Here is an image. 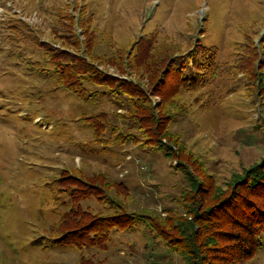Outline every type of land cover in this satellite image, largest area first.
<instances>
[{"label": "rangeland", "instance_id": "obj_1", "mask_svg": "<svg viewBox=\"0 0 264 264\" xmlns=\"http://www.w3.org/2000/svg\"><path fill=\"white\" fill-rule=\"evenodd\" d=\"M65 2L85 9L91 54H111V45L104 41L110 35L124 53L132 51L134 76L140 68L138 57L149 44L164 53L162 62L167 61L165 54L183 52L198 41L216 46L210 74L222 67L225 72L211 88L176 98L182 111L166 125L163 142L168 148L130 140L107 149L98 146L90 128L77 117L84 113L89 122L106 113L117 124L115 113L120 115L123 105L110 94L103 96L94 83L85 85L90 93L96 91L88 102L51 89L45 72L40 73L49 69L46 57L25 27L27 23L40 41H49L56 7ZM248 37L257 57H245ZM263 38L264 0H0V264L77 262L76 248L52 240L72 201L61 196L56 203L65 199L66 204L54 206L42 188L61 168L103 172L108 181L116 182L123 194H118L122 209L117 216L124 219L140 210L183 213L181 205L191 185L178 162L204 185L210 178L222 188L233 175L259 165L264 159ZM85 56L73 52V57L88 62ZM97 67L120 76L105 60ZM152 100L159 110V97ZM157 115L161 126L164 112ZM114 188L108 199L117 193ZM108 199L93 195L75 202L103 216L116 211ZM127 218L123 224L129 223ZM134 228L112 231L102 242L105 250L85 246L81 254L107 264H182L142 225ZM246 264H264V237Z\"/></svg>", "mask_w": 264, "mask_h": 264}, {"label": "trees", "instance_id": "obj_2", "mask_svg": "<svg viewBox=\"0 0 264 264\" xmlns=\"http://www.w3.org/2000/svg\"><path fill=\"white\" fill-rule=\"evenodd\" d=\"M84 14L85 9L76 3L75 7L68 2L57 6L54 12L55 25L51 26L49 41H40L37 33L26 23L25 30L31 33L43 57H46L45 65L49 67L40 73L45 72L44 79L51 81L49 83L54 91L61 89L88 102L96 91L90 93L85 85L94 83L102 88L103 96L110 94L111 99L123 105V112L120 115L115 113L119 122L117 124L106 113L92 116L89 122L84 119V113L77 117L79 122L90 128L93 142L98 143V146L107 149L113 143L123 144L130 140L138 145L158 144L157 149L168 148L169 145L163 142L166 125L177 112L182 111L180 104L175 102L176 98L211 88L225 72L222 67L210 74L215 63L216 46L210 48L198 41L187 46L183 52L177 53L179 49H176L170 56L165 54L167 61L162 62L164 53L158 51L157 46L149 44L138 57L140 68L134 76L132 51L124 53L110 35L104 36V41L111 45L112 53L108 56L91 54L86 44L91 43L89 37L92 31L84 26L87 24L83 19ZM76 16L78 19H75ZM11 26L19 29L17 25ZM77 26L81 30V38L78 37ZM149 40H152V35ZM244 41H247L245 57H257L259 53L256 45H252L249 37ZM261 41L263 46L264 38ZM79 51L85 53L88 62L73 57V52ZM104 60L112 63L120 76L98 71L97 64H103ZM186 66L189 68L185 69ZM142 79H145V83ZM157 96L161 100L159 110L152 103V99ZM161 111L164 112V118H161L160 126L157 114ZM178 163L179 171L191 185L181 205L183 213L164 211L163 214H156L140 210L130 213V217L124 219L117 216L122 209V200L118 194L120 197L123 194L116 182L108 181L107 175L103 172L86 174L76 167L59 169L49 183H42V188L54 206L66 204L65 199L56 203L61 196H65L68 202L72 201V206L69 207L70 213L59 220L58 231L52 240L76 248L79 258L75 264H107L105 259L82 255V249L95 246L105 250L106 245H102V242L104 239L109 240L112 231L142 225L153 238H158L164 248L179 256L182 264H246L257 252L261 238L264 237V159L242 174L233 175V180L223 188L210 178L204 185L203 181H198L187 170L188 167ZM113 188L117 193L108 199ZM93 195L114 203L116 211L100 217L92 215L89 208L78 205V200ZM126 218L129 223L123 224Z\"/></svg>", "mask_w": 264, "mask_h": 264}]
</instances>
